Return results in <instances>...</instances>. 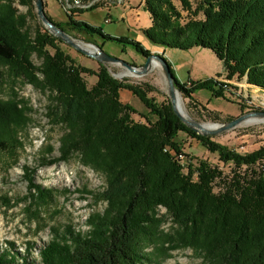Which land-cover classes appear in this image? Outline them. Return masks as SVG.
Listing matches in <instances>:
<instances>
[{
	"label": "trees",
	"instance_id": "1",
	"mask_svg": "<svg viewBox=\"0 0 264 264\" xmlns=\"http://www.w3.org/2000/svg\"><path fill=\"white\" fill-rule=\"evenodd\" d=\"M15 2L27 12L19 13ZM144 9L152 21L144 34L152 45L164 52L208 48L222 62L226 80H244L264 91V0H145ZM83 10L68 9L64 22L47 14L69 34L127 43L144 57L152 54L137 40L114 37L76 20L75 13ZM33 11V0H0V75L22 78L48 93L47 116L64 133L59 155L42 164L77 156L105 177L98 198L107 202L103 212L89 215L86 231L54 234L40 250V264H145L143 249L151 240L161 243L163 252L193 248L206 264H264V146L247 152L225 146L185 124L168 95L164 101L151 96L157 89L148 82L118 79L104 63L98 62L97 70L77 63L43 23L29 27L30 16L37 17ZM90 42L98 44L96 39ZM33 54L40 58L39 65ZM171 68L177 88L194 105L197 89L227 99V90L234 87L216 79L221 73L188 86ZM86 74L96 76L92 86ZM122 90L137 96L156 120L147 115L146 122L134 120L132 114L138 112L122 102ZM30 111L16 93L0 98L1 149L21 143L19 133L28 126ZM208 113L221 119L216 111ZM179 132L233 165L229 174L206 159L193 157L188 164L179 159ZM33 174L27 167L30 189L43 196L44 188ZM161 208L164 215L159 214ZM166 220L171 221L169 233L161 230ZM12 250L0 246V264H24L19 251Z\"/></svg>",
	"mask_w": 264,
	"mask_h": 264
},
{
	"label": "rangeland",
	"instance_id": "2",
	"mask_svg": "<svg viewBox=\"0 0 264 264\" xmlns=\"http://www.w3.org/2000/svg\"><path fill=\"white\" fill-rule=\"evenodd\" d=\"M44 1H49V11L46 9V12L55 21L64 22L68 19L60 2ZM134 1L130 4L134 7H138L142 2ZM127 2L129 1L123 0L121 3L98 4L75 13V19L101 28L104 33L114 37L132 39L134 36L132 27L127 17L122 16ZM15 6L19 13L27 12V8L20 3L15 2ZM33 12L37 15L35 5ZM108 16L113 17L112 22L105 21ZM140 20L142 25L148 20L145 12L140 15ZM40 22L38 15L36 18L31 15L29 27L34 29ZM70 35L84 44L96 39L98 45L107 53L135 66L143 65L146 60L131 44L114 40L105 41L101 38L93 39L79 32H71ZM60 45L77 63L94 70L98 69L97 60L81 54L66 43L60 42ZM166 51V55L163 52L162 54L172 64L178 78L188 86L194 81L214 77L217 73H221V76L216 78L218 81L228 82L234 86L227 90V99L213 97L206 88L197 89L193 95L196 105L180 92L187 114L194 120L207 125H220L241 114L264 110V91L249 86L244 80H226L223 64L212 50L194 47L188 50L169 48ZM32 60L36 65L41 63L36 54L32 55ZM108 66L116 78L132 83L148 82L157 89V92L150 93L151 96L158 101L166 99L168 85L160 65L153 66V69L144 76L132 75L121 65ZM85 79L89 86L97 80L96 76L87 74ZM15 93L31 107L29 113L31 120L19 133L20 144H11L8 149L0 148V246L6 250L19 251L21 257H24V264L26 261L28 264H40V250L51 242L54 234L65 232L67 229L86 231L89 228L86 224L89 215L105 210L107 202L98 198V193L104 190L106 180L101 173L82 164L77 156L66 162L43 165L44 159L59 155L60 138L64 128L52 124L47 116L48 93L35 88L22 78L13 80L7 74L0 75V98L5 100ZM121 100L137 110L138 113L132 114L134 120L146 122L145 115L151 121L156 120V116L150 114L145 104L129 90L121 91ZM208 111H216L221 119H212ZM257 121L244 122L213 137L217 142L238 151H252L264 146V120ZM176 141L187 155L206 159L213 165H218L225 175L233 168V165L219 161L216 154L210 153L198 140L187 136L185 132H179ZM50 147L54 148L52 154L48 153ZM27 167L34 170V182L44 188L43 196L30 189L26 176ZM165 213L164 208L159 210L160 215ZM161 230L169 233L172 230L171 221L166 220ZM143 253L146 256L145 264H206L203 257L193 248L168 249L167 252H163L161 243L154 240L145 244ZM18 258L17 261L22 263L21 258L19 256Z\"/></svg>",
	"mask_w": 264,
	"mask_h": 264
},
{
	"label": "water",
	"instance_id": "3",
	"mask_svg": "<svg viewBox=\"0 0 264 264\" xmlns=\"http://www.w3.org/2000/svg\"><path fill=\"white\" fill-rule=\"evenodd\" d=\"M34 5L36 7V12L39 19L52 34L60 38L64 43L82 52L84 55L97 60L99 63H104L107 65L117 64L124 66L132 75L135 76H144L148 74L153 69L154 63L160 65L167 80V92L174 112L181 118V120L185 124H187L191 129L195 130L197 133L205 136H214L229 129L235 128L244 122H250L251 120H264V110H255L241 114L240 116L228 120L220 125H207L194 120L189 115L184 116L177 107V94L180 93V91L176 86L175 76L173 74L171 64L162 53H152L150 56L145 57L146 60L143 65L135 66L126 60L107 53L98 44L92 42L84 44L75 39L63 28L58 26L52 19L49 18L45 9L44 0H34Z\"/></svg>",
	"mask_w": 264,
	"mask_h": 264
},
{
	"label": "crops",
	"instance_id": "4",
	"mask_svg": "<svg viewBox=\"0 0 264 264\" xmlns=\"http://www.w3.org/2000/svg\"><path fill=\"white\" fill-rule=\"evenodd\" d=\"M127 1H129V2H127L124 5L122 16L127 17L129 25H131V27H132L133 34H134L132 39L141 42L142 44L145 45V47L147 49L151 50L152 52H161V53L163 52V54L166 55L167 51L164 52V49L162 47L152 45L144 34V29H146L152 25L150 15L144 9V1L145 0H142L141 4L138 7L137 6L134 7V6L130 5L131 3L135 2L134 0H127ZM45 9H47L49 11V1L45 2ZM142 12H145L146 16L148 18V20L143 25L140 24L141 23L140 22L141 21L140 15L142 14Z\"/></svg>",
	"mask_w": 264,
	"mask_h": 264
},
{
	"label": "built area",
	"instance_id": "5",
	"mask_svg": "<svg viewBox=\"0 0 264 264\" xmlns=\"http://www.w3.org/2000/svg\"><path fill=\"white\" fill-rule=\"evenodd\" d=\"M60 4L64 7L65 11H68V4L69 3H79V4H86V9L92 8L98 4H104V3H110V2H116L121 3L123 0H58ZM106 22H112L113 17L108 16L105 18ZM179 158H182L183 162L188 164L192 163L194 161L193 157L190 155H187L185 151H180L179 153H176Z\"/></svg>",
	"mask_w": 264,
	"mask_h": 264
},
{
	"label": "bare ground",
	"instance_id": "6",
	"mask_svg": "<svg viewBox=\"0 0 264 264\" xmlns=\"http://www.w3.org/2000/svg\"><path fill=\"white\" fill-rule=\"evenodd\" d=\"M68 9H86V4H79V3H69L68 4ZM154 66H158L157 63H154ZM177 107L179 109V111L184 115V116H188L187 111L184 107V103H183V98L181 93L177 94ZM250 122H258L257 120H251ZM179 158V156H178ZM182 160V158H179Z\"/></svg>",
	"mask_w": 264,
	"mask_h": 264
}]
</instances>
